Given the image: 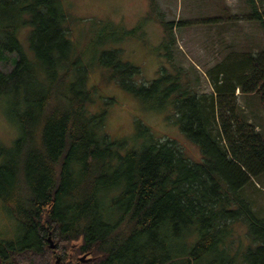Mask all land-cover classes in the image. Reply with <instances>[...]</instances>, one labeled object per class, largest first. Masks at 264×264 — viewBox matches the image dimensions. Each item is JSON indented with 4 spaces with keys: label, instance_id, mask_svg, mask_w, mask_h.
Wrapping results in <instances>:
<instances>
[{
    "label": "trees",
    "instance_id": "trees-1",
    "mask_svg": "<svg viewBox=\"0 0 264 264\" xmlns=\"http://www.w3.org/2000/svg\"><path fill=\"white\" fill-rule=\"evenodd\" d=\"M245 3L246 20L264 31L257 1ZM161 24L167 65L142 83L112 46V24L97 22V41L80 44L66 0H0V61L12 64L0 70V95L19 128L0 146V208L19 234L0 240V264H57L59 255L75 264L70 248L86 264H264V230L252 232L264 220L245 193L264 174V135L239 102L257 96L264 114V48L226 54L207 71L212 91L200 93L173 58L175 28L192 22ZM94 69L144 111H171L203 162L145 124L137 146L114 139L107 109L92 110Z\"/></svg>",
    "mask_w": 264,
    "mask_h": 264
},
{
    "label": "rangeland",
    "instance_id": "rangeland-1",
    "mask_svg": "<svg viewBox=\"0 0 264 264\" xmlns=\"http://www.w3.org/2000/svg\"><path fill=\"white\" fill-rule=\"evenodd\" d=\"M66 1L74 33L81 36L78 41L83 42L88 37L97 41L99 35L96 23L112 24L106 31L112 34V46L121 50L125 61L140 68L141 74L136 80L142 83L156 79L160 68L167 65L162 20L175 25L192 22L175 28L173 58L178 66L190 73L200 93L212 91L207 71L226 54L264 48V31L257 23L246 20L248 6L245 0H153L155 9H151L150 0ZM256 1L264 15V0ZM89 59L90 56L88 62ZM11 69L12 64L0 61V70L9 72ZM90 75L91 84L95 85L97 91L92 110L107 109L106 129L114 139L127 141L129 146H137L140 143L139 126L145 124L151 127L156 138L176 141L192 162H203L199 146L184 135L171 111H144L139 100L130 93L117 84H106L100 69H94ZM237 95L240 93L237 92ZM239 97L250 122L258 125L264 135V114L260 111L259 98L252 94ZM106 101L111 102L106 105ZM8 107V100L0 95V146L3 147H10L19 137V128ZM254 182L256 187L246 186L245 193L255 203L257 215L264 220V174ZM14 228L13 218L0 208V240H16L19 234L14 232ZM263 230L264 227L259 225L252 228L254 235L261 234ZM56 252L53 251L54 255ZM85 255L87 259L91 258L88 254L74 256L71 248L66 254L75 260V264H86L79 262ZM60 257L56 256V263ZM65 264H69V261Z\"/></svg>",
    "mask_w": 264,
    "mask_h": 264
},
{
    "label": "water",
    "instance_id": "water-1",
    "mask_svg": "<svg viewBox=\"0 0 264 264\" xmlns=\"http://www.w3.org/2000/svg\"><path fill=\"white\" fill-rule=\"evenodd\" d=\"M47 242L49 244V247L50 249H52L53 251L56 250V245L53 243V240H52V234L50 233L48 238H47ZM92 260V258L90 259H87V255L83 256L82 258H80L79 262L81 263H87V262H90ZM60 262V259L58 258L57 259V264H59Z\"/></svg>",
    "mask_w": 264,
    "mask_h": 264
}]
</instances>
